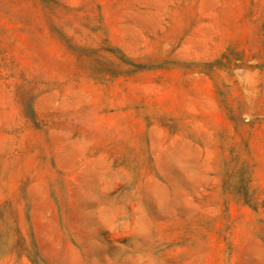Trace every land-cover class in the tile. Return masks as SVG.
I'll return each instance as SVG.
<instances>
[{
	"label": "rangeland",
	"instance_id": "374dc122",
	"mask_svg": "<svg viewBox=\"0 0 264 264\" xmlns=\"http://www.w3.org/2000/svg\"><path fill=\"white\" fill-rule=\"evenodd\" d=\"M0 264H264V0H0Z\"/></svg>",
	"mask_w": 264,
	"mask_h": 264
}]
</instances>
